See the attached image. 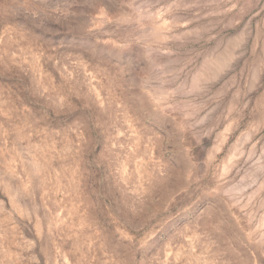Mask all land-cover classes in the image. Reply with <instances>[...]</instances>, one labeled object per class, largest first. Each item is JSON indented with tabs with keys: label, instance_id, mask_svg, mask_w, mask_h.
Segmentation results:
<instances>
[{
	"label": "rangeland",
	"instance_id": "374dc122",
	"mask_svg": "<svg viewBox=\"0 0 264 264\" xmlns=\"http://www.w3.org/2000/svg\"><path fill=\"white\" fill-rule=\"evenodd\" d=\"M0 264H264V0H0Z\"/></svg>",
	"mask_w": 264,
	"mask_h": 264
}]
</instances>
